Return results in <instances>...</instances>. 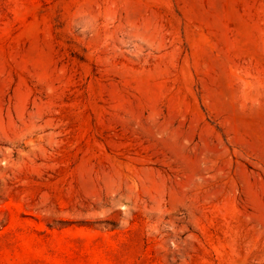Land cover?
Instances as JSON below:
<instances>
[{"label":"rangeland","instance_id":"1","mask_svg":"<svg viewBox=\"0 0 264 264\" xmlns=\"http://www.w3.org/2000/svg\"><path fill=\"white\" fill-rule=\"evenodd\" d=\"M0 264H264V0H0Z\"/></svg>","mask_w":264,"mask_h":264}]
</instances>
